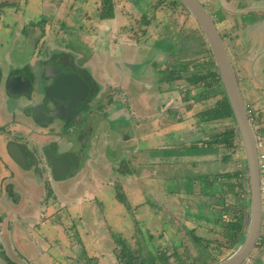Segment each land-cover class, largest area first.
Returning a JSON list of instances; mask_svg holds the SVG:
<instances>
[{"label":"rangeland","instance_id":"rangeland-1","mask_svg":"<svg viewBox=\"0 0 264 264\" xmlns=\"http://www.w3.org/2000/svg\"><path fill=\"white\" fill-rule=\"evenodd\" d=\"M157 1L114 0L115 18L102 19L104 0H0V65L7 70L25 66L32 73L27 77L32 104L40 101L36 95L45 93L39 88L45 87V81L37 80L42 74L38 58L56 56L58 47L75 51L82 61L91 54L90 46L104 44L107 51L134 62L133 68L121 74L116 66L109 68L114 64L100 62L102 55L96 56L95 68L90 70L94 78L104 82L114 74L118 87L115 91L108 87L104 96L81 111L85 116L91 113L90 124L81 126L79 115L70 126L74 131L66 129L62 140L58 138L60 151H70L76 166L66 176L43 178L20 169L13 178V191L0 197L1 213L9 218L17 214L14 218L20 225L24 214L32 220L29 231L17 234L15 247L6 229L1 230L12 259L4 261L0 256V264H122L121 239L135 255L140 248L144 257L166 252L172 264H178L179 257L183 264H200L211 257L220 260L228 252L229 231L222 221L231 218L233 214L228 212L240 208L239 198L245 201L250 193L243 148L208 145L211 135L231 122L203 121L200 111L216 97L199 99L202 88L186 79L203 70L206 55L197 52L205 47V37L182 3L164 0L154 7ZM211 4L215 8L210 13L236 59L235 33L239 31L247 50L248 29L264 17V10L227 15L219 0ZM144 16L151 22L143 21ZM126 42L129 45L124 49L121 45ZM157 48H164L166 57ZM157 54L165 59L151 62ZM183 59L186 61L181 62ZM88 61L94 65L92 58ZM234 64L248 109L250 104L256 109L258 101L264 100L263 86L258 85L261 97L256 100L250 93L255 84L248 80L247 70ZM61 65L66 69L68 63ZM2 96L0 103L5 104ZM111 98L114 100L108 102ZM101 105L106 108L103 119L98 115ZM28 108L23 104L16 116ZM254 128L264 136L263 120ZM237 143L241 144L235 140ZM120 162L131 171L119 172ZM236 171L241 173L239 178L223 176ZM237 182L241 188L230 191L229 184ZM245 208L249 212V206ZM248 217L249 213L247 221ZM24 237L43 242L47 253L37 256L39 262L22 263L13 254V249L19 253L23 248ZM65 246H74L69 257ZM23 249L36 255L40 246L34 241ZM261 258L264 262V253Z\"/></svg>","mask_w":264,"mask_h":264},{"label":"flooded vegetation","instance_id":"flooded-vegetation-1","mask_svg":"<svg viewBox=\"0 0 264 264\" xmlns=\"http://www.w3.org/2000/svg\"><path fill=\"white\" fill-rule=\"evenodd\" d=\"M209 9V8H208ZM210 11V10H209ZM238 32L235 33V36L237 37V50H236V59L232 57L233 64L237 62L239 67L244 68L243 65H245L249 61V55L247 54V50L253 45L252 37L247 40L248 49L245 50L244 44L241 40V35L238 34ZM223 36V35H222ZM226 42V38L223 36ZM249 38V37H248ZM252 49V48H250ZM230 52V51H229ZM54 53V52H53ZM56 57H59L57 59ZM48 60L44 63H40L42 74L40 78H38L39 81H45V87L42 88L40 86L39 88L45 90L44 94L42 95H36L39 96L40 101H35L32 104V96L29 92H23L20 94L21 98L20 100L26 105H32V109H27V111L23 112L24 115H21L19 117H15L13 122H3L0 123V142L2 143V149H4V152H0V170L4 173L5 180L2 183V180H0V197L4 194H9L11 191H13L12 184L9 182L11 178L17 175L19 170H26V171H32L33 174H37L36 176L43 178L45 175L49 174H57V167L61 166L60 164V158L62 156H67L69 160L74 164L75 162V156H72L70 154L71 152L66 151H60V147L57 146L60 144L57 140L59 137L60 141L62 140L63 136L62 134L66 133V129L73 130L72 122L76 119L79 115H82L81 113L87 109L88 100L91 96L92 92V86L91 82L89 80V76L87 73L82 72L79 70L80 68L75 64V62L65 61L68 63V66L65 68H61L63 64V61L61 62V56L58 54L56 56H50L47 57ZM235 60H234V59ZM55 60V61H54ZM76 66H75V65ZM64 67V66H63ZM234 67L237 72V76L239 79V83L241 82V78L238 74V67L234 64ZM79 68V69H78ZM61 69L65 73H72L76 72L80 74L83 79H85L90 87V93L87 96L86 99L82 100L80 103L75 102V100H60L55 101L51 94L49 93V88L51 85L55 82V80L58 78V76L61 73ZM246 69V68H244ZM7 73L9 76V88H12V80L14 77L16 78V83L18 85L22 84V82H19L18 80L27 78L29 74L32 76V73H27V69L25 66L22 69L18 70H12L3 68L2 72ZM29 76V77H31ZM49 78V79H47ZM29 79V78H28ZM24 83V82H23ZM241 86V83H240ZM242 89V87H241ZM243 92V91H242ZM13 101L11 103H8L9 106L12 108L14 106V109H16L17 100ZM251 104L249 105V112L251 115V119L253 122V125L256 123H260L262 120L264 121V111L259 110V107L257 106L256 109L251 108ZM69 109L70 112L73 113V116L68 119L69 116ZM82 111V112H81ZM98 115L102 116V119L104 118V115H102V108H98ZM263 111V112H262ZM261 116L256 118L258 114ZM91 118L93 116H85L82 115L78 122L81 124V126H85L90 124ZM46 122V123H45ZM31 125V126H30ZM29 128V130L25 133H23L22 128ZM80 126V127H81ZM20 133V134H19ZM54 147V148H53ZM74 158V159H73ZM12 164H15L17 167L16 172L13 168ZM76 164L72 165L70 167L74 168ZM68 170V172L70 171ZM67 175V174H66ZM64 175V176H66ZM7 182V183H6ZM10 183V184H9ZM263 229V227H262ZM261 229V232H262ZM264 243L261 242V234L260 239L256 245V247L251 252V255L249 256V259L245 261L244 264H259L263 258L264 253ZM262 248V250H260ZM261 259L260 262H258V259ZM254 260V262H252ZM261 264H264L262 261Z\"/></svg>","mask_w":264,"mask_h":264},{"label":"water","instance_id":"water-1","mask_svg":"<svg viewBox=\"0 0 264 264\" xmlns=\"http://www.w3.org/2000/svg\"><path fill=\"white\" fill-rule=\"evenodd\" d=\"M179 1L196 20L214 57L226 96L234 114L248 175L250 192L249 217L243 238L228 255L212 264H244L256 247L264 224L256 131L243 96L231 54L214 17L201 0ZM16 78L18 77H14L12 80L13 90L15 92H28L30 90L29 79L25 77V82L20 84L21 87L19 88L15 81ZM49 93L55 101L68 99L80 103L89 95L90 87L80 74L76 72L65 73L61 69L60 75L49 88ZM72 116L73 113L69 109L68 119ZM60 161L61 166L57 167L56 171L59 176H64L74 164L65 155L60 158Z\"/></svg>","mask_w":264,"mask_h":264},{"label":"crops","instance_id":"crops-1","mask_svg":"<svg viewBox=\"0 0 264 264\" xmlns=\"http://www.w3.org/2000/svg\"><path fill=\"white\" fill-rule=\"evenodd\" d=\"M207 8L214 9L215 7H212V0H201ZM223 10L226 12L227 15L230 14H234V13H247L251 10L254 9H258L259 11L264 10V0H219ZM115 18V16H114ZM113 19V18H112ZM226 20V19H225ZM252 27H256L255 30L252 32ZM250 29V30H249ZM248 29V37L253 40V45L250 47L252 49H248L247 53L249 55V61L243 65L244 68H246L247 70V74L246 76L248 77V80L251 79V81L255 84V88H253L250 93L256 98V100L258 98L261 97V92L258 91V85L259 86H263V94H264V17L259 18V20L254 23L252 26H250ZM255 31L256 34H255ZM250 33V34H249ZM254 33V34H251ZM127 45H129L127 42L123 43L121 46H124V49H127ZM106 45H97V46H90V48L92 49L91 54L89 55L88 58H81L82 61H80L79 56L75 51L74 52H69L64 50L63 48L58 47L59 52L58 55L61 56L60 61L65 62L70 61V62H75V64L80 68H78L79 70H81L82 72H85L88 74L89 76V80L91 82V86H92V92H91V96L88 100V102L92 101L93 99L95 100L96 98H100L102 96L105 95V93H107L108 87H111L112 91H115V89L118 87V83L116 81H114L113 77L115 76L114 74H110V78L109 80H106L104 82H100L99 80L95 79L93 76V73L90 70H93V68H95V64L94 62H96L97 57H99L100 55H102L101 57H103V61H100L104 64H109L112 63L114 65H109L110 67H117L119 68L121 74H124L127 68H133L134 66V62L126 57L124 59H122L120 56H118L117 54H114L113 52L107 51V49L105 48ZM108 48V47H107ZM156 52H161L164 53L165 56V49H161L159 50V48H157ZM110 54V56H109ZM92 55V56H91ZM159 54H157L156 56H154L153 58H150L151 62L153 61H161V59H165L158 57ZM97 56V57H96ZM100 57V58H101ZM79 58V59H78ZM92 58L93 64L94 65H90V62L88 61L89 59ZM161 58V59H159ZM48 58L47 57H39L38 58V66L41 67L42 65L40 63H44L45 61H47ZM151 62H149L151 64ZM2 64V63H0ZM74 64V65H75ZM75 65V66H76ZM151 65H148V68H150ZM3 66L0 65V94L2 93L3 96L2 98L5 99V104L0 103V123L3 122H13L15 117H16V111L22 107L23 104H26L24 102H22L19 98L21 97L20 94L23 92H15L13 90V85L12 88H9V76L7 73H5L3 70ZM155 68V67H154ZM116 69V68H115ZM85 70V71H83ZM110 72H112L111 70H109ZM116 73V72H115ZM49 79V78H47ZM113 79V80H112ZM110 85H108V84ZM13 84V83H12ZM15 99H19L21 101L20 104H18V106L16 107V109H14V106H12V108L9 106L8 101L11 103L13 101H16ZM111 100H114L113 98H111L108 102H110ZM259 102V108H264V100H260ZM32 106V105H31ZM29 105L28 110H30V108L32 109ZM103 106V105H101ZM103 111L102 114L106 111V108L103 106L102 107ZM264 111V109H262ZM21 115H24L23 113ZM19 115V116H21ZM105 115V114H103ZM17 116V117H19ZM31 126V125H30ZM22 128L23 133L27 132L29 130V128ZM20 134V133H19ZM0 152H4V149H2V143L0 142ZM13 168L15 169L16 172V165L12 164ZM26 171V170H25ZM37 177V176H36ZM14 178V177H13ZM11 178V181H9L12 185H13V181L14 179ZM0 180H2V183L5 180L4 177V173L0 170ZM6 181V180H5ZM1 183V182H0ZM7 183V182H6ZM9 183V184H10ZM13 188V186H12ZM5 194H2L1 197H3ZM8 195V194H7ZM199 212V211H198ZM201 213V212H200ZM215 213V212H214ZM17 215V214H16ZM14 214H12V217L9 218L7 217V213H1L0 212V256L3 258L4 261H10L12 259V256L9 252V250L7 249V244L5 241H3V239L1 238L2 234L1 230L6 229L7 231V237L8 240L11 242L10 244H12L14 247L17 246V234H22L25 231H29V227H28V223L31 222L32 220H30L29 216L24 214V224L20 225L18 224L16 218H14V216H16ZM44 215V214H43ZM216 215H219L218 213H216ZM18 217H21L18 214ZM11 219V220H10ZM221 221L218 217L217 222ZM7 223V224H6ZM17 229V230H16ZM65 235L68 236V233L65 232ZM33 238V239H32ZM24 237L21 239L23 248L28 246L31 242H34L36 244H39L40 246V251L36 254V255H32L30 254V252H28L25 249H21L20 252H17V249H13V254L20 256L21 258V262H36V259L38 258L37 256L41 257V255L44 253V255H46L47 250L46 248L43 249L45 246H43V242H41V239H35L36 237ZM69 248V247H68ZM74 246H72L69 249H73ZM69 249H67V247H64V252H65V256L69 257L71 256L69 254ZM59 250H63L62 246L59 245ZM72 251V250H70ZM70 259V258H69ZM40 260H38L37 262H39ZM36 262V263H37Z\"/></svg>","mask_w":264,"mask_h":264},{"label":"trees","instance_id":"trees-1","mask_svg":"<svg viewBox=\"0 0 264 264\" xmlns=\"http://www.w3.org/2000/svg\"><path fill=\"white\" fill-rule=\"evenodd\" d=\"M163 1L164 0H158L154 4V7L158 6ZM187 13L189 12L187 11ZM100 15L102 19L113 18L115 16L114 0H104V4L101 9ZM143 19H144L143 21H145L147 24L151 22V19L149 17H145ZM199 52H203L206 55V60L204 61L203 64V70H197L186 79L188 80L189 83L198 85L202 88V90L197 93V95L199 94V99H208L211 97H216V101L213 104L208 105L205 109L200 111L201 114L200 117L203 119V121L211 122V123L212 122L220 123L224 121L231 122L230 126L228 125L226 128L220 130L219 132L212 134L210 140L207 143L210 147H216V145L218 147L219 145H221L225 148L236 147L237 145L242 147V144H238V143L235 144V140H237V142H240L241 140L237 130L234 114L230 102L226 96L220 74L218 72V69L214 61V57L210 51L206 39H205V47H202L197 53ZM185 61L186 60L184 59L181 60V62H185ZM169 76H171V74L168 75V77ZM182 77H183L182 74H179V78ZM194 98L198 99V96H194ZM119 165H120L119 172L127 174L131 171V168L128 164L120 162ZM240 175H241L240 171H236L234 173L227 172L223 174V176H226L228 178H231L232 176L239 178ZM241 185L242 184L240 182L231 183L229 184L228 189H230V191H234L236 186H238V188L240 189ZM239 199H240L239 203L241 204V207L238 208L234 213L228 212L229 211L228 208H222V210L227 211L228 214H233V216L228 220L224 219L222 221L224 224L226 223V227H227L226 229L229 231L227 235L228 238L227 248H229V250L226 253V255L229 254L234 249V247L241 241L245 233L246 227L248 225L246 215L249 212L246 210L245 207L249 206V197L245 201L241 198ZM199 239L200 238L196 237L197 242H201ZM121 243L123 244V247H122V253H120L119 256H120V260L122 261V264H172L170 261L171 256L167 255L166 252H162L159 254H149L144 257L141 248L140 250H138L139 253L135 255L132 251H129L127 249L126 244L124 241H122V239H121ZM177 253H178L177 251L174 252V254L176 255ZM205 254H207L210 257V254L206 252ZM88 260H90V258ZM197 260H200V258H196L195 261ZM158 261L160 262L158 263ZM183 261H184L183 258L181 257L178 258V264H183ZM216 261H218V259L214 257L213 259L211 257V259L209 260L204 258L203 261L200 262V264L201 263L212 264ZM89 264L91 263L89 262Z\"/></svg>","mask_w":264,"mask_h":264},{"label":"built area","instance_id":"built-area-1","mask_svg":"<svg viewBox=\"0 0 264 264\" xmlns=\"http://www.w3.org/2000/svg\"><path fill=\"white\" fill-rule=\"evenodd\" d=\"M255 135H256V143H257L258 156H259L260 187L262 193V206L264 211V136L260 133H257V131L255 132Z\"/></svg>","mask_w":264,"mask_h":264}]
</instances>
